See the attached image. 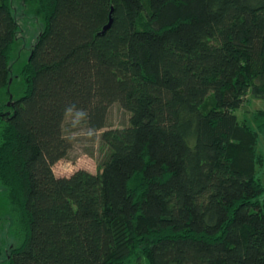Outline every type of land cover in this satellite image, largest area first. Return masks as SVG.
I'll use <instances>...</instances> for the list:
<instances>
[{
    "label": "trees",
    "instance_id": "1",
    "mask_svg": "<svg viewBox=\"0 0 264 264\" xmlns=\"http://www.w3.org/2000/svg\"><path fill=\"white\" fill-rule=\"evenodd\" d=\"M31 1L45 27L16 99L20 25L0 0V202L16 239L0 264H264V112L237 115L264 100V0ZM114 104L127 126L107 128ZM73 111L107 155L58 177Z\"/></svg>",
    "mask_w": 264,
    "mask_h": 264
},
{
    "label": "rangeland",
    "instance_id": "2",
    "mask_svg": "<svg viewBox=\"0 0 264 264\" xmlns=\"http://www.w3.org/2000/svg\"><path fill=\"white\" fill-rule=\"evenodd\" d=\"M13 11L20 25L19 47L23 51L19 62L14 66L15 77L11 79L10 90L15 98L21 96V83L14 79L19 74L22 65L28 60L29 51L33 43L37 40L40 32L43 31L45 23L37 10L36 5L31 0H13ZM13 96V94H12ZM256 111L264 112V100L248 97L247 104L237 111L241 122L251 124ZM130 114L119 104H114L108 114L107 128H121L129 124ZM64 131L72 142V149L68 157L54 166L55 175L58 177H69L76 171L85 169L90 172H97L99 165L107 155L106 148L101 143V132H92L87 127L85 115L81 112H70L66 118ZM258 152L264 155V131L260 134ZM259 175L264 179V166L260 168ZM0 222H1V249L3 257L8 249L16 243L13 235L14 223L6 209L5 202H0ZM142 264H148L144 259Z\"/></svg>",
    "mask_w": 264,
    "mask_h": 264
},
{
    "label": "water",
    "instance_id": "3",
    "mask_svg": "<svg viewBox=\"0 0 264 264\" xmlns=\"http://www.w3.org/2000/svg\"><path fill=\"white\" fill-rule=\"evenodd\" d=\"M112 23H113V18L111 17L109 24L104 28L102 34H104L111 27Z\"/></svg>",
    "mask_w": 264,
    "mask_h": 264
},
{
    "label": "crops",
    "instance_id": "4",
    "mask_svg": "<svg viewBox=\"0 0 264 264\" xmlns=\"http://www.w3.org/2000/svg\"><path fill=\"white\" fill-rule=\"evenodd\" d=\"M94 173V172H93Z\"/></svg>",
    "mask_w": 264,
    "mask_h": 264
}]
</instances>
